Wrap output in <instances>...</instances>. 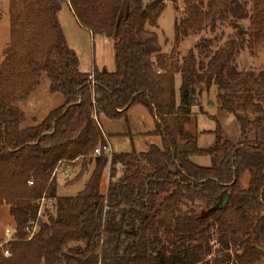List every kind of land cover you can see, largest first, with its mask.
Masks as SVG:
<instances>
[{
  "label": "trees",
  "instance_id": "16d2710c",
  "mask_svg": "<svg viewBox=\"0 0 264 264\" xmlns=\"http://www.w3.org/2000/svg\"><path fill=\"white\" fill-rule=\"evenodd\" d=\"M64 3L92 33L116 34L115 71H80L58 19ZM184 3L186 16L174 25L176 43L227 20L238 37L216 50L209 39H201L199 51L208 61L198 60L191 50L182 63L168 64L157 33L147 27L157 26L166 0L11 1L10 41L0 55V205L9 206L16 228L14 238L0 245V264L264 262V135L258 130L250 136L264 123V80L234 63L246 44L264 43V0H254L251 8L243 0ZM243 19L250 20L248 28ZM179 72L181 102L176 107ZM43 77L52 92L63 94L64 103L37 125L23 127L22 103ZM201 83L217 85L220 110L234 114L239 123L236 141L224 136L216 115H211L215 129L206 131L215 136L211 146L201 147L198 136L185 129ZM136 104L156 118L151 133L162 136L163 146L93 156L107 142L100 115L124 117ZM251 106L259 113L253 119L246 114ZM90 155L95 167L83 189L76 196L58 195L52 175L58 163ZM193 155H209L211 164L199 165ZM118 164L123 174L110 179L103 193L106 166L115 177ZM87 168L84 163L78 178ZM246 171L250 180L244 187ZM226 194L227 202L215 208ZM43 197L54 206L45 215ZM197 202L207 213L195 211ZM215 235L219 248L212 256ZM5 247L10 255L4 254Z\"/></svg>",
  "mask_w": 264,
  "mask_h": 264
},
{
  "label": "rangeland",
  "instance_id": "374dc122",
  "mask_svg": "<svg viewBox=\"0 0 264 264\" xmlns=\"http://www.w3.org/2000/svg\"><path fill=\"white\" fill-rule=\"evenodd\" d=\"M13 0H0V55H2L3 49L8 45L10 41V14L9 6ZM15 1V0H14ZM25 1V0H23ZM205 2L207 0H204ZM248 2V8L253 6L254 0H243ZM186 16L185 13V3L184 0H166V7L162 14L157 20V26L147 25L149 29L154 30L158 35L159 44L161 46V53L168 56V64L172 62L182 63L184 57L193 50L197 56L198 60L203 59L208 61L200 51L198 43L201 39L210 40V48L216 50L221 46H224L225 43L230 39H235L238 37L237 29L231 24L230 20L220 22L218 21L215 28L211 29L210 26L205 27L201 32L196 34H191L189 36H182L180 41L176 43L175 41V30L174 25L175 21L182 19ZM243 27L248 28L250 24L249 19L241 20ZM154 67H157L156 55H153ZM239 70L244 72L251 71L254 73L255 77L259 80H264V43L261 45L250 46L248 44L242 48L236 55L235 62ZM160 69V68H159ZM49 83L47 77H43L40 84ZM182 83L181 73L175 74L174 87H175V104L176 107L180 105V87ZM197 93L192 98V108L190 121L185 125V129L192 133L193 135L200 136L202 132H206L207 129H215L216 122L211 118V115H216L220 120L223 129L224 136L236 141L240 136V126L236 120V117L232 113L222 112L218 103V88L216 84H212L209 88L206 87L204 83H201L196 86ZM241 93V92H239ZM243 115L244 112L240 111ZM250 118H255L259 113H257L254 107H249L247 113ZM250 131V136L253 137L254 133L259 130V134L264 135V123L258 128H252ZM204 130V131H202ZM262 130V131H261ZM209 135L205 136L209 146L214 143V134L208 133ZM212 134V135H211ZM107 137V136H106ZM181 143L183 138H181ZM93 155V154H92ZM90 155L87 157H79L74 160L63 161V164L60 166V171L57 172L55 178L57 180V193L58 195H68L76 196L80 190L84 187V182L87 181L91 175V171L95 167V159ZM87 163L88 168L84 171L82 176L78 178V175L82 171L83 164ZM117 174L115 177L110 176V166L107 165L104 170V181L105 186L108 185L110 179L117 180L124 171V166L121 164L117 165ZM53 175V174H52ZM250 180V173L246 171L241 176V182L244 187H247ZM75 187L74 189L71 187ZM107 188V187H106ZM106 188H102V192H106ZM42 202V200H41ZM53 201L46 199L43 202L41 215H45V209L50 208L53 210ZM207 208L203 203L197 202L195 204V211L202 215L207 213ZM53 212V211H52ZM7 228H16L15 221L10 214L9 206L6 204L0 205V241L5 242L8 238L6 235ZM33 229L32 231H34ZM81 242H74L73 245H77ZM213 249L214 255L217 254L219 244L217 242V236L213 240ZM6 245V244H5ZM8 248V247H5ZM4 248V249H5ZM232 256L235 254L236 250L232 248L229 250Z\"/></svg>",
  "mask_w": 264,
  "mask_h": 264
},
{
  "label": "crops",
  "instance_id": "0c3cea01",
  "mask_svg": "<svg viewBox=\"0 0 264 264\" xmlns=\"http://www.w3.org/2000/svg\"><path fill=\"white\" fill-rule=\"evenodd\" d=\"M125 11L126 7L122 5L121 12ZM58 19L69 47L78 55L81 72L91 73L95 68L99 70L107 69L110 72L116 70L115 44L118 40L116 34L106 36L100 33H92L87 27L79 23L70 3L63 4L58 12ZM63 103V94L52 92L49 83L39 84L22 103L26 113L23 127L37 125L50 111ZM100 122L113 153H139L148 151L153 145L163 146L162 136L151 133L156 129V118L142 104L132 106L128 109L126 115L120 118H109L102 113ZM206 135L209 134L202 132L199 136L201 147L209 146L206 143ZM191 158L195 163L202 166L211 164L209 155H193ZM104 174L101 180V190L103 186L104 188L107 187L105 186ZM71 188L74 189L75 187L72 186Z\"/></svg>",
  "mask_w": 264,
  "mask_h": 264
},
{
  "label": "built area",
  "instance_id": "2783aa9c",
  "mask_svg": "<svg viewBox=\"0 0 264 264\" xmlns=\"http://www.w3.org/2000/svg\"><path fill=\"white\" fill-rule=\"evenodd\" d=\"M105 136H106V135H105ZM106 138H107V137H106ZM112 153H113V152H112V149H111L110 143H109L108 140H107V142H106L105 144H103V145H98V146L94 149V151H93V156H100V155H103V154L108 155V156H111ZM62 164H63V161H60V162L58 163L57 167L55 168V170H54V172H53V177L56 176V174H57L58 171H60V169H61L60 166H61ZM61 170H62V169H61ZM29 184H30V185L33 184V180H29ZM41 200H42V202H41V207H42L43 202L46 200V198L43 197ZM5 232H6V235L8 236V237H7L8 239H7L5 242L0 243L1 246H3V245L6 244L8 241H10V240H12V239L14 238L15 229H13V228H7ZM4 254H5V255H10V254H11L8 248H5V249H4Z\"/></svg>",
  "mask_w": 264,
  "mask_h": 264
},
{
  "label": "water",
  "instance_id": "95a60500",
  "mask_svg": "<svg viewBox=\"0 0 264 264\" xmlns=\"http://www.w3.org/2000/svg\"><path fill=\"white\" fill-rule=\"evenodd\" d=\"M228 198H229V195L226 194V196L222 199V201H220V203H218V204L215 206V208H217V207H219V206H223V205L227 202ZM260 264H264V262H262V263H260Z\"/></svg>",
  "mask_w": 264,
  "mask_h": 264
}]
</instances>
